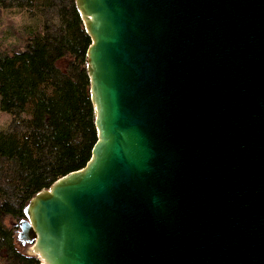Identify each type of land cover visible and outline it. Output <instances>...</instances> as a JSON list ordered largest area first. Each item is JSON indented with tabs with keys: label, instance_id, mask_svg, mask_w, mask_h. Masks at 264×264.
<instances>
[{
	"label": "water",
	"instance_id": "1",
	"mask_svg": "<svg viewBox=\"0 0 264 264\" xmlns=\"http://www.w3.org/2000/svg\"><path fill=\"white\" fill-rule=\"evenodd\" d=\"M97 139L15 224L41 264H264V0H75Z\"/></svg>",
	"mask_w": 264,
	"mask_h": 264
},
{
	"label": "trees",
	"instance_id": "2",
	"mask_svg": "<svg viewBox=\"0 0 264 264\" xmlns=\"http://www.w3.org/2000/svg\"><path fill=\"white\" fill-rule=\"evenodd\" d=\"M90 43L75 0H0V264H41L20 250L15 224L29 199L91 157Z\"/></svg>",
	"mask_w": 264,
	"mask_h": 264
},
{
	"label": "rangeland",
	"instance_id": "3",
	"mask_svg": "<svg viewBox=\"0 0 264 264\" xmlns=\"http://www.w3.org/2000/svg\"><path fill=\"white\" fill-rule=\"evenodd\" d=\"M18 23L20 26H25V27H31L34 23V19H19L18 18ZM8 124V117L5 116V114H3L2 112H0V129H5L7 127ZM18 233V230H17ZM16 233V235H17ZM21 243V242H20ZM19 243V248L23 253H30V244L26 243V244H20Z\"/></svg>",
	"mask_w": 264,
	"mask_h": 264
}]
</instances>
